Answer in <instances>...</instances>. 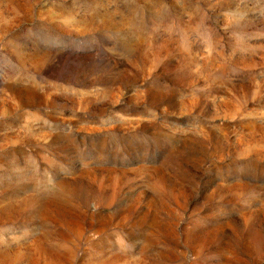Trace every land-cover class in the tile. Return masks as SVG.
I'll list each match as a JSON object with an SVG mask.
<instances>
[{
	"label": "rangeland",
	"instance_id": "374dc122",
	"mask_svg": "<svg viewBox=\"0 0 264 264\" xmlns=\"http://www.w3.org/2000/svg\"><path fill=\"white\" fill-rule=\"evenodd\" d=\"M0 264H264V0H0Z\"/></svg>",
	"mask_w": 264,
	"mask_h": 264
}]
</instances>
